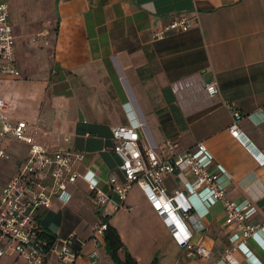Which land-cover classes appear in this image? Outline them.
Instances as JSON below:
<instances>
[{
  "label": "crops",
  "instance_id": "obj_1",
  "mask_svg": "<svg viewBox=\"0 0 264 264\" xmlns=\"http://www.w3.org/2000/svg\"><path fill=\"white\" fill-rule=\"evenodd\" d=\"M1 2L8 14L16 13L17 19L9 20L19 71L0 76L2 112L28 124L34 139L50 149L85 153L77 164L83 176L69 185V199L52 198L40 217L52 236L73 232L80 240L72 244L77 255L71 264H113L103 236H91L101 207L86 180L105 189V174L119 175L110 127L128 119L141 122L140 143L163 157L166 139L176 151L202 141L221 169L226 197L251 201L256 207L251 220L262 223L259 232L242 241L231 225L223 224L219 202L183 187L201 223L197 231L191 229V239L209 249L207 257H195L174 243L133 184L122 205L112 210L118 200L113 195L105 207L110 210L106 222L136 264H149L153 257L154 264H229L222 255L231 247L237 264H264V162L258 161L264 157V0ZM179 16L189 18L185 31L151 37ZM207 82L215 85L213 95L205 91ZM228 103L241 114L237 125L249 147L228 131ZM1 146L6 173L0 187L27 149L9 136ZM162 181L167 191L179 185L170 174ZM117 254L122 257L121 248ZM12 258L0 256V264Z\"/></svg>",
  "mask_w": 264,
  "mask_h": 264
},
{
  "label": "built area",
  "instance_id": "obj_2",
  "mask_svg": "<svg viewBox=\"0 0 264 264\" xmlns=\"http://www.w3.org/2000/svg\"><path fill=\"white\" fill-rule=\"evenodd\" d=\"M195 2L196 0H191ZM189 18L179 16L161 29L153 31V39L162 38L167 31H185ZM19 74L14 56V35L9 20L8 6L0 3V76ZM208 95L216 88L213 82L204 85ZM231 120L227 125L231 136L249 147L248 139L241 137L237 120L241 114L230 106ZM5 101L0 98V157L5 155L1 146L4 136L20 140L27 145L24 157L18 161L5 183L0 187V256L13 255L10 264H71L77 250L72 247L79 239L73 232L64 236H52L41 223V212L49 208L52 198L66 202L70 197L69 185L83 175L77 164L85 153L81 150L61 147L48 148L31 134L30 126L22 121L12 120L2 110ZM141 122L128 119L125 124L110 127L112 143L110 150L119 159L116 168L119 173L105 174L106 188L95 181L86 180V189L93 201L100 206V219L93 226L92 237L103 236L110 214L105 207L113 195L116 209L124 201L133 184H136L169 232L172 240L182 246L186 253L195 257H207L209 249L203 242L191 239V229L197 231L200 221L194 217L191 204L182 188L187 192L203 193V200L219 202L223 224L231 225L238 232L240 240L260 231L261 224L251 220L256 207L251 201H236L225 195L219 181L221 169L214 164L202 141L194 142L182 151H176L169 139L164 141L166 157L159 155L154 147L140 143ZM255 157L257 153H253ZM264 162V157L258 159ZM170 174L178 179L179 185L167 191L163 176ZM80 241V240H79ZM234 247L224 251L222 258L229 264H237L232 257ZM15 256V258H14ZM20 258V262L17 259Z\"/></svg>",
  "mask_w": 264,
  "mask_h": 264
},
{
  "label": "trees",
  "instance_id": "obj_3",
  "mask_svg": "<svg viewBox=\"0 0 264 264\" xmlns=\"http://www.w3.org/2000/svg\"><path fill=\"white\" fill-rule=\"evenodd\" d=\"M103 219L106 221L107 217H104ZM103 241L104 247L113 264H136L134 257L119 240L118 234L114 227L109 225L107 222L103 232ZM119 248L122 249V257H119L117 254V250ZM149 264H154V257L151 259Z\"/></svg>",
  "mask_w": 264,
  "mask_h": 264
},
{
  "label": "rangeland",
  "instance_id": "obj_4",
  "mask_svg": "<svg viewBox=\"0 0 264 264\" xmlns=\"http://www.w3.org/2000/svg\"><path fill=\"white\" fill-rule=\"evenodd\" d=\"M15 10V9H14ZM14 10H12V12L14 11ZM19 16V15H18ZM9 18H10V20H11V22L13 21V20H16L17 18H16V13L12 16L11 14H9ZM49 45V44H48ZM117 122H122V120L120 119V118H118V121ZM142 137V136H141ZM5 173H6V170L4 169V167H3V165H2V163L0 164V185H1V183L3 182V179H4V177H5ZM100 210V209H99ZM17 261L18 262H20L21 260H20V258H18L17 259Z\"/></svg>",
  "mask_w": 264,
  "mask_h": 264
}]
</instances>
